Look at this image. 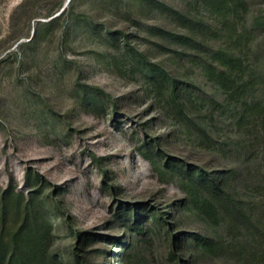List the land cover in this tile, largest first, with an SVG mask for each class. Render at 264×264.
Masks as SVG:
<instances>
[{"label":"rangeland","instance_id":"1","mask_svg":"<svg viewBox=\"0 0 264 264\" xmlns=\"http://www.w3.org/2000/svg\"><path fill=\"white\" fill-rule=\"evenodd\" d=\"M185 165L229 178L248 212L236 221L264 226V0H0L11 264L176 263L173 233L204 227L186 192L210 194Z\"/></svg>","mask_w":264,"mask_h":264},{"label":"trees","instance_id":"2","mask_svg":"<svg viewBox=\"0 0 264 264\" xmlns=\"http://www.w3.org/2000/svg\"><path fill=\"white\" fill-rule=\"evenodd\" d=\"M212 5L223 4L226 0H208ZM186 19V17H185ZM179 33L177 37L184 35V28H177ZM211 55V54H210ZM143 73L147 75L152 73L151 85L167 84L175 85L173 77H170L164 70L154 69L151 64H143ZM202 73L208 76V72L203 67ZM221 76H224L222 74ZM209 77V76H208ZM219 80L221 78H218ZM212 80L220 84L219 80ZM171 102L176 105H182L178 95L171 91ZM185 167L191 171L190 183L192 189L202 187L210 190L208 198H203L200 202L197 199V191L186 192V204L198 212L200 220L203 223V229L200 234L187 236V234L173 233L172 243L173 250L179 257L174 264H198L204 261L205 257L215 256L216 251L224 248L230 255L229 264H264V226L256 224L254 219L247 218V224H240L234 218L237 215L243 216L248 214L244 211V204L235 196L237 191L229 180L218 173H207L202 168ZM229 207L224 211L223 207ZM166 215V214H165ZM245 218V216H244ZM164 220V219H163ZM175 221L172 225L167 226V233L174 231ZM235 230L238 237L227 239L222 237L227 231ZM235 233V232H234ZM41 238L37 237L38 244ZM12 254L5 251L3 244L0 242V264H11Z\"/></svg>","mask_w":264,"mask_h":264}]
</instances>
